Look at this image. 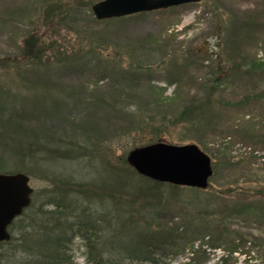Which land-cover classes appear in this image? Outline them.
<instances>
[{
    "label": "rangeland",
    "instance_id": "374dc122",
    "mask_svg": "<svg viewBox=\"0 0 264 264\" xmlns=\"http://www.w3.org/2000/svg\"><path fill=\"white\" fill-rule=\"evenodd\" d=\"M97 1L0 0V58L19 56L31 33L41 44L40 62L0 68L1 165L15 168L25 147L71 143L79 163L66 170L89 180L109 177L134 147L194 143L211 160L206 188L160 182L150 228L136 224L141 200L124 223L153 234L158 264H264V0H201L121 19H97L88 7ZM212 68L225 79L206 114L175 123L184 104L205 97L200 82ZM17 111L23 119H8ZM109 222L111 234L120 222ZM85 252L76 238L73 264H89Z\"/></svg>",
    "mask_w": 264,
    "mask_h": 264
},
{
    "label": "trees",
    "instance_id": "16d2710c",
    "mask_svg": "<svg viewBox=\"0 0 264 264\" xmlns=\"http://www.w3.org/2000/svg\"><path fill=\"white\" fill-rule=\"evenodd\" d=\"M92 4L88 3L90 11ZM138 14L140 13L118 19ZM40 56L41 44L36 34L31 33L24 38L19 56L0 58V68L3 64H8V67L16 66L20 70V65L26 58L34 59L32 63H35L40 62ZM258 65L264 68V62H259ZM220 74L221 71L216 68L207 71L205 79L200 82L206 92L205 97L191 98L184 104L174 118L175 123L187 125L195 121L194 117L206 114L213 93L222 86L225 79ZM2 111L0 104V121ZM17 112L9 113L8 119L12 114L23 119V112ZM40 146L37 144L29 150L27 147L22 148L19 163L11 170L0 163V173L22 172L47 182V186L33 190L28 207L9 225V240L0 242V264H73L72 245L76 238L83 241L89 264L159 263L156 258L157 250L151 247L153 234L149 231L145 236L135 235L124 222L130 217L135 218L136 210L129 209V204L135 207L134 204L138 201L140 205L141 200L144 206L138 205L135 208L143 220L140 222L141 219H137L136 224L149 229L155 219L151 210L156 211L162 204L161 187L167 184L140 176L124 159L118 167L109 165L113 170L117 167L116 171H109V177L100 173L95 179L84 180L81 178L82 173L66 170L68 164L79 163L75 160L79 155L73 156L79 151L76 147L78 145L66 143L62 147L63 151L59 147L48 151ZM129 194L133 196L127 197ZM136 196L140 199L136 200ZM108 202L118 205L116 212L104 209ZM112 217L119 220L120 224L108 234V228L113 229L109 222ZM158 228L163 229L161 225ZM118 233L127 239L120 241V237L118 246L105 247V242Z\"/></svg>",
    "mask_w": 264,
    "mask_h": 264
},
{
    "label": "water",
    "instance_id": "95a60500",
    "mask_svg": "<svg viewBox=\"0 0 264 264\" xmlns=\"http://www.w3.org/2000/svg\"><path fill=\"white\" fill-rule=\"evenodd\" d=\"M199 1L100 0L91 10L97 19H108ZM125 159L139 175L177 186L206 188L213 173L210 157L194 143L156 141L130 149ZM32 192L28 175L0 173V242L9 240L8 227L28 207Z\"/></svg>",
    "mask_w": 264,
    "mask_h": 264
}]
</instances>
